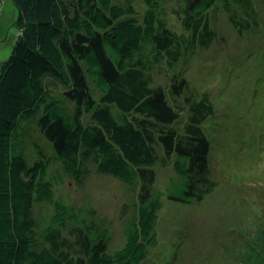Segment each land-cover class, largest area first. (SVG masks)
Instances as JSON below:
<instances>
[{
	"label": "trees",
	"instance_id": "trees-1",
	"mask_svg": "<svg viewBox=\"0 0 264 264\" xmlns=\"http://www.w3.org/2000/svg\"><path fill=\"white\" fill-rule=\"evenodd\" d=\"M13 1L17 32L0 64V264H142L164 197L201 201L216 186L217 110L176 65L215 39L216 6L239 32L259 31L257 0ZM93 168L133 193L117 249L92 206L56 194L63 176L82 183ZM36 204H48L40 220ZM257 225L243 264H264V217Z\"/></svg>",
	"mask_w": 264,
	"mask_h": 264
},
{
	"label": "rangeland",
	"instance_id": "rangeland-1",
	"mask_svg": "<svg viewBox=\"0 0 264 264\" xmlns=\"http://www.w3.org/2000/svg\"><path fill=\"white\" fill-rule=\"evenodd\" d=\"M260 29L239 32L221 6L211 11L215 39L192 53L185 76L214 101L216 117L207 124L212 135L210 167L215 188L201 201L174 203L164 197L158 216V244L142 264H243L246 241L264 217V0L255 1ZM0 64L13 49L18 10L13 0H0ZM168 5V23L180 30ZM246 31V32H245ZM156 79L166 82V73ZM170 167L159 171L165 189ZM56 194L77 207H93L112 231L111 249L124 245L122 232L133 193L110 175L93 168L82 183L63 176ZM48 204H36L37 220Z\"/></svg>",
	"mask_w": 264,
	"mask_h": 264
}]
</instances>
